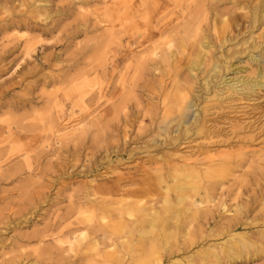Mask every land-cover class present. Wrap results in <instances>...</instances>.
<instances>
[{
    "label": "rangeland",
    "instance_id": "obj_1",
    "mask_svg": "<svg viewBox=\"0 0 264 264\" xmlns=\"http://www.w3.org/2000/svg\"><path fill=\"white\" fill-rule=\"evenodd\" d=\"M257 10L0 0V264H264Z\"/></svg>",
    "mask_w": 264,
    "mask_h": 264
},
{
    "label": "bare ground",
    "instance_id": "obj_2",
    "mask_svg": "<svg viewBox=\"0 0 264 264\" xmlns=\"http://www.w3.org/2000/svg\"><path fill=\"white\" fill-rule=\"evenodd\" d=\"M257 16H255V17H257V20L258 21H262V22H264V12H260L259 10H257ZM255 14V15H256ZM260 24V23H259ZM262 78H264V72H262ZM64 128V127H63ZM102 132V131H101ZM181 200V199H180ZM186 201V200H185ZM203 202V201H202ZM196 203V202H195ZM203 204V203H202ZM201 205V204H200ZM175 212V211H174ZM173 212V213H174ZM204 212V211H203ZM236 212V211H235ZM235 212H234V215H235ZM176 213V212H175ZM238 213V212H237ZM199 215V213H198V211L196 210V216L195 217H197ZM176 216V215H175ZM240 216V215H239ZM177 217V216H176ZM202 222V221H201ZM175 224V223H174ZM193 224V223H192ZM121 225V224H120ZM119 225V226H120ZM176 227V226H175ZM120 229V228H119ZM113 230V229H112ZM168 230V229H167ZM115 231V230H114ZM120 231V230H119ZM147 232V231H146ZM115 233H117V232H115ZM148 234V233H147ZM162 235V234H161ZM78 237H79V235H77ZM154 236H157L156 234L154 235ZM235 237V236H234ZM239 237V236H238ZM148 238V237H147ZM76 240V239H75ZM163 240V239H162ZM139 242V241H138ZM158 242V241H157ZM170 243V242H169ZM164 244V243H163ZM123 246V245H122ZM159 246V245H158ZM118 251H119V249H118ZM121 251H122V249H121ZM124 252V251H123ZM141 252V251H140ZM213 253V252H212ZM215 254V253H214ZM216 256V255H215ZM107 257V256H106ZM214 263V262H213Z\"/></svg>",
    "mask_w": 264,
    "mask_h": 264
}]
</instances>
